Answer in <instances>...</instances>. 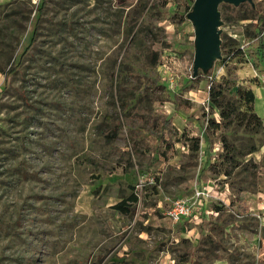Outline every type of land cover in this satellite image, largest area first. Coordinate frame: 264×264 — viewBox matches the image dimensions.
I'll return each instance as SVG.
<instances>
[{
  "label": "rangeland",
  "instance_id": "rangeland-1",
  "mask_svg": "<svg viewBox=\"0 0 264 264\" xmlns=\"http://www.w3.org/2000/svg\"><path fill=\"white\" fill-rule=\"evenodd\" d=\"M194 3L0 0V264H264V100L260 128L210 98L264 94V21L257 38L245 19L264 0L221 4V57L196 75ZM179 199L203 216L174 223Z\"/></svg>",
  "mask_w": 264,
  "mask_h": 264
},
{
  "label": "trees",
  "instance_id": "trees-1",
  "mask_svg": "<svg viewBox=\"0 0 264 264\" xmlns=\"http://www.w3.org/2000/svg\"><path fill=\"white\" fill-rule=\"evenodd\" d=\"M44 1V0H43ZM245 5V3L241 4L239 7L243 8ZM235 10L238 12L241 9H236V7H234ZM255 12L256 14L258 13L259 17H251L249 14L246 15L247 20H256L257 21V25H255L256 28V32L254 33V37H259L262 34V28H261V22L264 21V14L261 13V11H257L256 7L253 9L252 7L247 6L246 12ZM37 30H35L34 32V36L33 39H35V35H36ZM21 62H19L18 66H16L15 68L11 69L10 71H6L5 72V76L8 77L11 74H13L17 68L20 66ZM232 88H237L236 91V96L238 98V100L242 103V106L244 108V113H241V111H239L238 107L236 106V104L234 102H231L226 95V91L224 90V88H226V86H216L214 87L211 91H210V98H211V102L212 104L217 107L218 109H220V113H221V118L222 121L225 122L226 125H232L235 122L238 121H246L247 125H251V124H256L258 127L263 128V119L257 114L256 109H255V103H256V94L252 89H248L242 85H231ZM249 115V116H247ZM247 119H244L246 118ZM213 125L216 127H219L220 124H216L213 122ZM168 140V139H167ZM179 142V141H176ZM175 142L171 141V143L169 144V147H174ZM257 149H254L253 151H251V153L256 152ZM227 161L229 163H232L234 158L231 156L226 157ZM225 175L229 176L231 175V172H225ZM139 202V198L136 194H132L130 195L128 198L123 199L120 203H118L117 205H115V209L117 211H119L121 214L123 215H133L136 212V208H137V204Z\"/></svg>",
  "mask_w": 264,
  "mask_h": 264
},
{
  "label": "water",
  "instance_id": "water-1",
  "mask_svg": "<svg viewBox=\"0 0 264 264\" xmlns=\"http://www.w3.org/2000/svg\"><path fill=\"white\" fill-rule=\"evenodd\" d=\"M246 2L251 3L252 0H195L190 14L196 27L195 75L199 70L211 69L214 61L221 57V4L238 7Z\"/></svg>",
  "mask_w": 264,
  "mask_h": 264
},
{
  "label": "built area",
  "instance_id": "built-area-1",
  "mask_svg": "<svg viewBox=\"0 0 264 264\" xmlns=\"http://www.w3.org/2000/svg\"><path fill=\"white\" fill-rule=\"evenodd\" d=\"M155 184H156V179L154 177L141 176L140 179L138 180V183L136 184V190L143 191V189L147 185H155ZM213 191H214L213 189H208L207 186H204L203 190L197 191L198 201L201 202L202 204V205L200 204V206H203L204 204L202 203L203 201L208 202L209 198L214 197ZM195 206L196 205H191L185 199H179L174 201V203L168 210L167 215L174 223L183 222L185 220L190 221V219L192 218H198L203 216V213L201 211H197V213H195L196 210Z\"/></svg>",
  "mask_w": 264,
  "mask_h": 264
},
{
  "label": "crops",
  "instance_id": "crops-1",
  "mask_svg": "<svg viewBox=\"0 0 264 264\" xmlns=\"http://www.w3.org/2000/svg\"><path fill=\"white\" fill-rule=\"evenodd\" d=\"M256 94V103H255V108H256V110L259 108L258 106H259V101L261 100H264V94H257V93H255ZM258 112V111H257ZM259 113V112H258ZM263 119H264V108H262V114H259ZM196 219H198V218H196ZM194 220V218H192V219H190V221L192 222ZM185 221H188V220H185ZM189 221V222H190ZM201 221V220H200ZM196 222H199V221H196ZM202 222V221H201Z\"/></svg>",
  "mask_w": 264,
  "mask_h": 264
}]
</instances>
